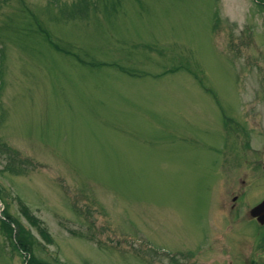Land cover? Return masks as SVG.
I'll return each instance as SVG.
<instances>
[{"label": "rangeland", "instance_id": "1", "mask_svg": "<svg viewBox=\"0 0 264 264\" xmlns=\"http://www.w3.org/2000/svg\"><path fill=\"white\" fill-rule=\"evenodd\" d=\"M80 1L0 0V221L42 264H191L217 164L264 155V0Z\"/></svg>", "mask_w": 264, "mask_h": 264}, {"label": "flooded vegetation", "instance_id": "2", "mask_svg": "<svg viewBox=\"0 0 264 264\" xmlns=\"http://www.w3.org/2000/svg\"><path fill=\"white\" fill-rule=\"evenodd\" d=\"M263 156L252 162L217 164L216 178L204 185L214 202L209 232L204 236L211 235V245L198 249V259L191 264H264V221L251 214L264 201ZM198 246L203 247V239Z\"/></svg>", "mask_w": 264, "mask_h": 264}, {"label": "trees", "instance_id": "3", "mask_svg": "<svg viewBox=\"0 0 264 264\" xmlns=\"http://www.w3.org/2000/svg\"><path fill=\"white\" fill-rule=\"evenodd\" d=\"M83 3L85 5L87 3V0L80 1L81 5H83ZM2 218L3 220L0 221L1 226L5 228L6 232L9 234V238L12 242L11 245L13 246V248L15 247L17 251H20L26 257V264H42L31 254L32 244L28 240L29 237L26 234H24V232L20 229L18 224L15 223V221L8 215L5 207L2 212ZM15 224H16V227H18L16 228V230L15 228H13V225ZM37 228H39V232L42 235V237L46 238V236L44 235L45 232L39 226H37ZM14 231H15V235H14ZM13 235L14 237L12 239Z\"/></svg>", "mask_w": 264, "mask_h": 264}, {"label": "water", "instance_id": "4", "mask_svg": "<svg viewBox=\"0 0 264 264\" xmlns=\"http://www.w3.org/2000/svg\"><path fill=\"white\" fill-rule=\"evenodd\" d=\"M251 214H252V216L257 217L258 221L262 223L264 221V201L260 205L255 207L251 211Z\"/></svg>", "mask_w": 264, "mask_h": 264}]
</instances>
